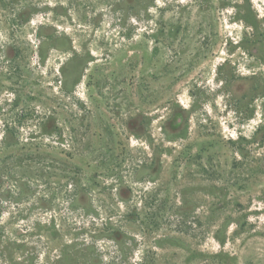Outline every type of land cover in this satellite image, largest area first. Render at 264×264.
Returning a JSON list of instances; mask_svg holds the SVG:
<instances>
[{"label": "rangeland", "instance_id": "obj_1", "mask_svg": "<svg viewBox=\"0 0 264 264\" xmlns=\"http://www.w3.org/2000/svg\"><path fill=\"white\" fill-rule=\"evenodd\" d=\"M0 264H264V0H0Z\"/></svg>", "mask_w": 264, "mask_h": 264}, {"label": "flooded vegetation", "instance_id": "obj_2", "mask_svg": "<svg viewBox=\"0 0 264 264\" xmlns=\"http://www.w3.org/2000/svg\"><path fill=\"white\" fill-rule=\"evenodd\" d=\"M7 194V193H6Z\"/></svg>", "mask_w": 264, "mask_h": 264}]
</instances>
